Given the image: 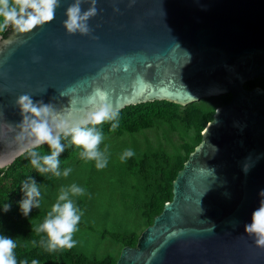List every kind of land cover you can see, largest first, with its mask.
<instances>
[{"label":"water","instance_id":"water-1","mask_svg":"<svg viewBox=\"0 0 264 264\" xmlns=\"http://www.w3.org/2000/svg\"><path fill=\"white\" fill-rule=\"evenodd\" d=\"M72 2L60 0L31 33L0 37V154L18 151L23 94L63 110L99 87L119 111L230 95L176 173L171 200L115 264H264L244 233L264 188V89L244 87L264 78V0H97L88 35L62 26Z\"/></svg>","mask_w":264,"mask_h":264},{"label":"clouds","instance_id":"clouds-1","mask_svg":"<svg viewBox=\"0 0 264 264\" xmlns=\"http://www.w3.org/2000/svg\"><path fill=\"white\" fill-rule=\"evenodd\" d=\"M59 2L60 0H0V34L9 29L14 34L31 33L37 27L54 19ZM85 3H88V0H73L67 7L64 13L66 18L62 24L67 34L91 33L88 22L97 14L95 6L97 0H91L87 10H82V5ZM9 42L5 39L2 43L7 45ZM122 67L127 71L129 64L124 63ZM60 94L68 95L67 92ZM15 107L21 117L19 123L15 125L19 130L15 137L18 151L10 155L0 154V169L8 168L17 157L27 154L28 164L37 175L68 177L72 168L61 169V154L65 153L67 147L74 148L80 159L94 162L97 170L107 167L108 146L105 145L103 149L100 147L104 140L100 126L106 122L110 123L109 130L112 132L119 127V110L112 105L107 90L96 87L86 97H73L70 100V107L63 110L56 109L51 103L34 100L32 94L18 96ZM6 127L12 130L13 125L8 124ZM134 155L135 151L127 148L119 159L124 162ZM244 171L247 172L248 167H244ZM19 190L22 193L21 199L17 202L19 212L24 218H28L33 209L41 207V185L29 176L21 181ZM85 194L86 189L76 183L62 186L42 222L34 226L30 225L31 232L40 236L39 246L46 252L70 250L77 245L78 241L74 239V235L79 230L83 211L74 198ZM258 197L259 204L252 211L250 221L244 224V233L254 240L257 247L264 248V188L259 190ZM10 208V202H0V213L6 214ZM211 225L210 230H213L215 225ZM31 243L35 246L37 241L32 240ZM16 248V239L0 232V264H29L27 259L18 262ZM30 264H41V262L33 258Z\"/></svg>","mask_w":264,"mask_h":264},{"label":"rangeland","instance_id":"rangeland-1","mask_svg":"<svg viewBox=\"0 0 264 264\" xmlns=\"http://www.w3.org/2000/svg\"><path fill=\"white\" fill-rule=\"evenodd\" d=\"M263 80L256 79L255 86H260ZM219 106H222L220 99H202L191 108L178 107L167 121L155 119L150 128L119 136L105 135L100 147L108 146L107 167L97 170L94 162H86L77 154L61 168H72L68 177H55L49 184H40L41 207L32 211L47 213L62 186L76 183L84 187L86 194L74 198L83 216L74 235L78 243L70 250L88 258L112 256L117 259L124 245L110 234L140 236L147 227L145 205L152 198L160 197L159 189L170 182L164 169L171 170L176 164L184 163L188 148L199 143L201 134L187 117L194 109L203 111L210 119ZM127 148L133 149L135 155L122 162L119 157ZM29 220L33 226L42 222Z\"/></svg>","mask_w":264,"mask_h":264},{"label":"trees","instance_id":"trees-1","mask_svg":"<svg viewBox=\"0 0 264 264\" xmlns=\"http://www.w3.org/2000/svg\"><path fill=\"white\" fill-rule=\"evenodd\" d=\"M10 31L11 29L0 34V37L5 38ZM255 81L245 83L244 87L247 89L254 87ZM260 86L264 89V80ZM212 99H220L222 105H224L229 101L230 95H223ZM191 106H193V103L187 105V108H191ZM178 107L180 106L166 101H154L128 106L119 111V127L115 132L109 130L110 123L106 122L100 127L103 130L104 136L110 134L119 136L124 132L136 133L140 130L150 128L155 119L169 120L170 116L176 112ZM187 118H189V122H191L198 134H201L206 124L212 119V116L209 119L203 111L193 109ZM200 139L201 136H199L198 142ZM44 147L46 150L47 146L45 145ZM193 149L194 147L188 148L187 154L192 152ZM77 154L74 148L67 147L65 153L61 154V168L66 161L74 158ZM182 166L183 163H180L176 164L171 170L164 169V172L170 178V182L165 188L162 187L159 189L160 197L152 198L145 205L144 214L146 216L147 226L152 224L154 217L162 211L163 205L171 200L172 181ZM29 176L35 179L38 184H49L55 180V176L51 174L44 177L37 175L35 170L28 164L27 154L16 158L8 168L0 169V202L11 203V208L8 213H0V232L16 239L17 248L15 249V254L18 262L27 259L30 264L31 259L36 258L40 260L41 264H115L117 259H114L112 256H106L102 259L88 258L84 255L75 254L71 250H57L49 253L39 246L40 236L31 232L30 225L33 226V224L30 223L29 218L42 221L46 212L32 211L28 218H24L19 212L17 203L22 196L19 190L21 181ZM110 236L112 239L121 242L124 246L133 247L138 240L135 236L121 237L115 234H110ZM32 240H36L37 244L29 247L28 244Z\"/></svg>","mask_w":264,"mask_h":264},{"label":"flooded vegetation","instance_id":"flooded-vegetation-1","mask_svg":"<svg viewBox=\"0 0 264 264\" xmlns=\"http://www.w3.org/2000/svg\"><path fill=\"white\" fill-rule=\"evenodd\" d=\"M261 87V86H260Z\"/></svg>","mask_w":264,"mask_h":264}]
</instances>
